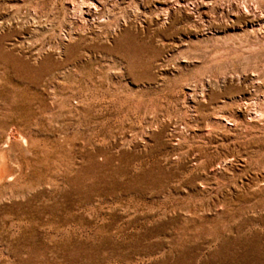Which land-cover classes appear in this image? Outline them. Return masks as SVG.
<instances>
[{
  "label": "rangeland",
  "instance_id": "374dc122",
  "mask_svg": "<svg viewBox=\"0 0 264 264\" xmlns=\"http://www.w3.org/2000/svg\"><path fill=\"white\" fill-rule=\"evenodd\" d=\"M0 158V264H264V0H0Z\"/></svg>",
  "mask_w": 264,
  "mask_h": 264
},
{
  "label": "bare ground",
  "instance_id": "6f19581e",
  "mask_svg": "<svg viewBox=\"0 0 264 264\" xmlns=\"http://www.w3.org/2000/svg\"><path fill=\"white\" fill-rule=\"evenodd\" d=\"M11 132V131H10ZM14 132H16V131H14ZM20 135V134H19ZM19 137H21V136H19ZM11 138V137H10ZM27 143V142H26ZM9 146V145H8ZM6 158H7V155L5 156ZM1 159V158H0ZM1 161V160H0ZM1 164V163H0ZM2 167V166H1ZM0 170H1V168H0ZM3 170V169H2ZM2 172V171H1ZM1 174V173H0ZM1 179V178H0ZM3 179V178H2Z\"/></svg>",
  "mask_w": 264,
  "mask_h": 264
}]
</instances>
